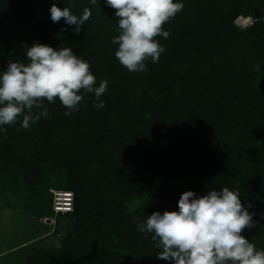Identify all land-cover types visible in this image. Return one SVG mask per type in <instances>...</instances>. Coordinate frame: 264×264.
Wrapping results in <instances>:
<instances>
[{"label": "trees", "instance_id": "trees-1", "mask_svg": "<svg viewBox=\"0 0 264 264\" xmlns=\"http://www.w3.org/2000/svg\"><path fill=\"white\" fill-rule=\"evenodd\" d=\"M26 1L30 8L0 0V21L26 23L37 0ZM175 2L184 7L163 25L169 37H156L165 51L158 62L146 61L143 72H129L115 57L118 18L106 0H57L78 17L90 9L89 22L75 34V25L47 20L35 33V43L71 48L87 61L96 87L108 84L103 108L83 90L69 115L58 98L44 101L52 118L37 123L34 139L61 133L63 143L47 142L53 146L35 158L60 157L53 175L59 188L73 192V209L54 230L58 245L38 243L26 264H173L157 258L162 249L138 230L136 218L142 223L154 212L178 211L175 198L185 191L199 197L224 187L243 197L255 223L242 235L264 250V0ZM240 15L252 17V27H235ZM4 38L0 29V74L9 62H29L27 45ZM0 145V156L10 153ZM0 164L10 165L9 158ZM134 199L143 202L132 208ZM39 202L53 213L52 195Z\"/></svg>", "mask_w": 264, "mask_h": 264}, {"label": "clouds", "instance_id": "clouds-1", "mask_svg": "<svg viewBox=\"0 0 264 264\" xmlns=\"http://www.w3.org/2000/svg\"><path fill=\"white\" fill-rule=\"evenodd\" d=\"M91 3L95 5L97 0ZM106 4L115 9L118 18L120 34L112 40L118 44L115 57L129 72L146 71L149 59L159 61L165 49L156 37H169L163 25L184 7L175 0H106ZM91 14L85 8L78 17L69 7L61 9L55 3L50 8L52 22L63 19L65 24L75 25V34ZM26 57L27 64L9 62L0 74V126L15 124L22 117V127L29 129L31 123L49 115L44 101L55 102L56 98L69 115L83 100L81 90L95 94V107L105 106L100 97L106 92L107 80L96 87L89 63L71 48L33 43ZM34 108L42 111L34 114ZM239 197V192L227 187L199 197L185 191L178 200V211L154 212L142 223L136 218V226L141 233L152 234L151 239L162 249L157 258L173 264H264V250H257L242 235L255 222Z\"/></svg>", "mask_w": 264, "mask_h": 264}, {"label": "rangeland", "instance_id": "rangeland-1", "mask_svg": "<svg viewBox=\"0 0 264 264\" xmlns=\"http://www.w3.org/2000/svg\"><path fill=\"white\" fill-rule=\"evenodd\" d=\"M9 1L24 3L30 8L26 0ZM56 1L37 0L34 5V15L26 19V23H19L18 26L17 22L9 17L1 19L0 29L3 38L5 37L4 43L20 41L27 47H31L35 43V33L42 28V22L51 20L50 8L53 3L56 4ZM9 7L15 9L19 5ZM254 22L252 17L240 15L233 21V25L238 29H246L252 27ZM51 29L54 28L51 27ZM33 113L36 114L37 111L33 110ZM47 117L42 116L37 122L31 123L29 129L22 127V117L15 124L0 126L5 129L0 131V142L7 145L6 148H10V153H2L0 156L1 163L7 157L10 160V165L0 164V264H26L27 257L35 252L38 243L41 247L57 246L59 243L60 236L55 235L54 230L59 222H63L64 215L60 213L61 215L58 216L59 213H56L54 209L52 213L48 207H44L39 202L40 197L47 196L49 199L51 195L53 201L55 191H65L59 188L62 183L53 175L56 171V159L60 157L47 153L39 156L40 160L35 158L42 150L48 151V148L53 146L47 142L63 143L61 133H57L46 141L34 139L36 130L41 129L37 123L47 121ZM261 141L262 138L259 143ZM92 166L93 162H90L88 169L79 168L78 175H85ZM45 177H51V181L46 186L40 187L33 183L35 179ZM68 192L72 193L74 199L73 192ZM179 198L177 196L175 199L179 200ZM152 199L157 201L153 196H149L146 200L152 201ZM240 199L242 201L243 197L241 196ZM142 202L143 199H134L130 206L135 208Z\"/></svg>", "mask_w": 264, "mask_h": 264}, {"label": "built area", "instance_id": "built-area-1", "mask_svg": "<svg viewBox=\"0 0 264 264\" xmlns=\"http://www.w3.org/2000/svg\"><path fill=\"white\" fill-rule=\"evenodd\" d=\"M53 209L56 213H69L73 209V195L68 191H55Z\"/></svg>", "mask_w": 264, "mask_h": 264}, {"label": "bare ground", "instance_id": "bare-ground-1", "mask_svg": "<svg viewBox=\"0 0 264 264\" xmlns=\"http://www.w3.org/2000/svg\"><path fill=\"white\" fill-rule=\"evenodd\" d=\"M239 20V19H238Z\"/></svg>", "mask_w": 264, "mask_h": 264}]
</instances>
